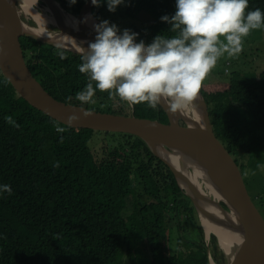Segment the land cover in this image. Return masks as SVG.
Instances as JSON below:
<instances>
[{"label": "trees", "instance_id": "obj_1", "mask_svg": "<svg viewBox=\"0 0 264 264\" xmlns=\"http://www.w3.org/2000/svg\"><path fill=\"white\" fill-rule=\"evenodd\" d=\"M56 1L77 15L87 0ZM116 8L109 12L106 0H101L99 7L91 8V15L98 22H121L146 12L158 22L139 29L141 37L177 35L160 19L174 14L175 0H124ZM257 8L264 12V0H248L246 12ZM28 23L35 25L32 20ZM19 41L32 75L57 100L167 123L159 105L129 107L98 90L95 103L81 104L76 93L89 82L87 74L78 70L81 55L25 36ZM228 89L237 102L210 109L213 130L239 165L264 218V70L252 81L232 78ZM6 116L19 127L9 125ZM95 132L67 127L32 107L0 72V186L12 189L11 195L0 191V264H123L124 260L128 264H209V257L216 264H226L215 235L206 245L191 200L146 143L131 134L99 131L117 138L111 139L110 148L103 143L101 155H95L90 143ZM180 208L188 211L184 219L178 218ZM166 219H176L178 248L163 257L161 236L170 226ZM193 222L198 243L184 235ZM193 247L201 253L191 252Z\"/></svg>", "mask_w": 264, "mask_h": 264}, {"label": "clouds", "instance_id": "obj_2", "mask_svg": "<svg viewBox=\"0 0 264 264\" xmlns=\"http://www.w3.org/2000/svg\"><path fill=\"white\" fill-rule=\"evenodd\" d=\"M76 2L69 0L70 4ZM123 2L106 0L107 10L115 12L116 7ZM100 3L101 0H91L92 7H99ZM246 9L248 0H175L174 14L160 19L168 23L177 35L171 38L157 35L147 45L141 40L139 30L131 32L124 29L121 32L117 25L110 24L108 20L94 24L95 39L81 49L82 62L78 65L79 72L87 74L89 82L76 93V100L81 104L95 103L93 97L98 90L107 92L110 99L118 97L129 107L146 103L148 107L156 109L163 103L173 114L185 107L187 111L190 110L203 81L217 61L225 54L229 57L239 55L244 38L252 30L264 26V12L259 8L247 12ZM46 14L50 16L48 11ZM32 21L36 26V22ZM56 30L50 33H58L59 30ZM59 55L64 58L63 52ZM75 119V116L68 117L69 123ZM5 121L13 127H19L11 116H6ZM180 123L183 125L182 121ZM64 130L57 128L58 132ZM0 191L9 195L12 193L11 186L7 184L0 186ZM218 246L221 248L219 243ZM226 257L228 262L231 256ZM213 263L209 257V264Z\"/></svg>", "mask_w": 264, "mask_h": 264}, {"label": "water", "instance_id": "obj_3", "mask_svg": "<svg viewBox=\"0 0 264 264\" xmlns=\"http://www.w3.org/2000/svg\"><path fill=\"white\" fill-rule=\"evenodd\" d=\"M41 1L46 5L48 13L54 18V26L59 30L54 35L66 34L74 38H82L83 42L76 44L81 45V48H86L88 42L94 41L95 31L86 26L83 20L86 12L91 13V0H87L80 8L75 16L74 27L66 25L61 18L59 10L55 7V4L59 5L56 0ZM17 4L18 0H12L9 6L12 24L16 28L12 46H8L3 40L5 38L0 30V71L15 91L32 107L67 127L127 133L139 137L147 144L151 152L169 167L198 214L199 212L205 213L204 204L215 205L224 217L221 219L215 216L214 218L208 217L209 220L227 229L237 230L243 236L239 248L226 264H264V218L251 199L240 167L214 134L208 106L201 91L191 108L192 116L198 113L195 117L198 120L201 118V123L196 121L195 117L185 116L184 113L186 114L187 111L180 110L175 114L170 113L166 104L163 103L159 106L167 115V123L134 115L99 112L57 100L32 75L24 61L19 38L29 37L37 42L53 45L72 53L81 54V50L65 47L50 37L24 31L25 23L20 18ZM69 116H75L76 119L69 123ZM157 146L182 154L187 159L197 162L199 166L204 164L202 165L205 169L204 173L209 177L211 185L222 198L229 201L227 205L223 202L226 208L214 198L205 196L206 194L192 185L191 181L187 180L188 178L185 179L186 177L173 164L160 157L156 150ZM223 212H231L234 218L225 216ZM234 222L238 223V228L234 226ZM206 235L209 236V234Z\"/></svg>", "mask_w": 264, "mask_h": 264}, {"label": "rangeland", "instance_id": "obj_4", "mask_svg": "<svg viewBox=\"0 0 264 264\" xmlns=\"http://www.w3.org/2000/svg\"><path fill=\"white\" fill-rule=\"evenodd\" d=\"M40 2L42 1L37 0L36 8L40 12H43L46 14L47 12L46 7L44 5H41ZM17 10L19 11L20 18L26 24H28L29 20H32L30 16L25 15L20 11V4H18ZM153 12L156 14V16H161V12L155 7H153ZM157 22L158 21H156V17L154 15L150 13H146V12H141L136 16V18H134V20L125 18L121 22L112 21L109 23L117 25L118 29L121 32L124 29H129L132 32L133 30L134 31H138L139 29L141 30L145 26L147 27H153L154 25L156 26ZM48 26L46 28L47 32L50 33L52 31H57L54 24H49ZM141 40H143L144 43L147 45V44H150L153 39H149L148 37H142ZM141 40H137V41L139 42ZM263 70H264V26L256 30H252L250 34L246 38H244L243 49L239 55L234 56V57H229L227 56V54H225L224 56H222L217 61L216 66L212 69V71L209 73L207 78L203 81L200 91H201V95L204 97V99L206 100L208 104V107H209L208 111L210 112V109H214L217 107L233 105L234 103L237 102V98L228 89L230 80L232 78H237V79L243 78L246 81H252L255 78H257L261 74V71ZM190 111L191 109L187 111L188 115H190ZM114 138H117V136H114ZM114 138L110 136H106L102 132H99V131L95 132L92 136L93 141L92 142L90 141L91 149L93 153L95 155H101V152L99 151V147L103 143H105L106 148H110V144H114L110 141L111 139H114ZM116 141L115 143H117ZM261 173L264 174V165H263V170L261 171ZM198 181L201 182V179L198 178ZM138 188L140 187L138 186ZM201 188H202V191L206 194L205 196L209 198L212 197L211 195L207 193V190L204 188L202 184H201ZM249 191L250 193L252 192L251 187H249ZM131 197L132 196H130L128 199L129 204H130V199H132ZM211 199H213V197ZM138 200L141 201V198H138ZM159 203L162 205L161 202ZM180 209H181L180 210L181 212L178 211V218L184 219L186 217L185 215L188 214V211H186L183 208H180ZM197 216H199V214ZM221 217H224V216L222 215ZM166 221H167V224H169L170 226L164 229L162 236H161L162 251H160V253L163 257H168L174 254L172 252H174L178 248V245L176 242L177 233L175 230V228L177 229L178 227L176 225V219H171V220L166 219ZM198 221H199V225L203 229L204 236L206 237L205 239L209 240V238L205 234V230L203 226L201 225L200 216L198 217ZM196 226H197L196 222H193L192 224L188 223V231L187 233H184V235H186L185 239H189V240H192L198 243L199 234L197 230L195 229ZM168 242H170V244ZM206 243H208V241ZM190 251L191 252L197 251L195 253H201L195 247L191 248ZM122 253H126L125 249L122 251ZM123 264H128V261L124 260Z\"/></svg>", "mask_w": 264, "mask_h": 264}, {"label": "bare ground", "instance_id": "obj_5", "mask_svg": "<svg viewBox=\"0 0 264 264\" xmlns=\"http://www.w3.org/2000/svg\"><path fill=\"white\" fill-rule=\"evenodd\" d=\"M11 1L12 0H0V30L4 38L6 39L3 40L6 42L8 46L13 45L12 42H14V32L16 29L12 24V19L9 12V6ZM18 3H20V11L23 14L30 16L36 22V26L32 28L24 24V31L35 33L41 36L50 37L56 42L63 44L65 47H72L77 50L82 49L81 45H76L77 42H83L82 38H74L66 34L54 35L46 31V28L49 24H54V18L52 16H49L48 14L40 12L36 8L37 0H18ZM55 7L59 10L61 14V18L64 20L66 25H68L69 27H74L76 18L73 15L67 13L65 11L66 9L65 10L62 9L58 4H55ZM83 20L85 25L91 29H93L94 24L98 23L96 19L91 15V13L88 12H86V14L84 15ZM182 111H187V107L183 108ZM184 115L189 116L187 112L186 114L184 113ZM190 115L191 117H195L198 115V113H195L194 114L195 116H192V111H190ZM195 120L201 123V118L200 120H198L195 117ZM157 147L156 150L160 157L164 158L165 160L173 164L174 167L178 169V171H180L186 177L185 179L188 178L187 180H190L192 185H195L197 188H200L201 191H202L201 188V184H202L204 188L207 190V193L211 195L215 200H217L216 202H218L219 204L221 203V205L224 208H226L225 204L227 205L229 201L225 198H222L214 189V187L211 185L212 183L209 177L207 176V174L205 175L204 173L205 169L204 166H202L204 164L199 166L197 162L187 159V157H185L182 154L173 153L172 151H168L159 146ZM198 178L201 179V182L198 181ZM181 183L183 184V180L181 181ZM203 207L206 209V211L205 213L199 212V215L202 223L201 225L203 226L205 233L214 234L217 237L218 242L221 248L224 250V252L227 253L229 257L232 256V254L235 253L239 248V244L242 242L243 236L237 230L234 231L227 229V227L216 224L215 222L209 220V218H214L213 216L219 219L222 218L221 217L222 213L220 209H218V207H216L215 205L208 206V204H204ZM195 212L197 213L196 208H195ZM223 214L232 219L234 218V215L231 212L228 213L223 212ZM234 226L238 228V223L234 222ZM208 244L209 243H206V245Z\"/></svg>", "mask_w": 264, "mask_h": 264}]
</instances>
